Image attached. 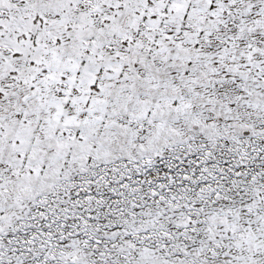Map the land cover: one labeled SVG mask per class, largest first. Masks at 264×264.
<instances>
[{
	"label": "snow or ice",
	"instance_id": "6c2138e0",
	"mask_svg": "<svg viewBox=\"0 0 264 264\" xmlns=\"http://www.w3.org/2000/svg\"><path fill=\"white\" fill-rule=\"evenodd\" d=\"M0 264H264V0H0Z\"/></svg>",
	"mask_w": 264,
	"mask_h": 264
}]
</instances>
